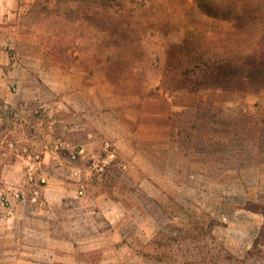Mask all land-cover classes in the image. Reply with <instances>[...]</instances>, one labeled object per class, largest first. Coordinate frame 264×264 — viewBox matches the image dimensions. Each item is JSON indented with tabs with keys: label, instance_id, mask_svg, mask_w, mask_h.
Masks as SVG:
<instances>
[{
	"label": "rangeland",
	"instance_id": "374dc122",
	"mask_svg": "<svg viewBox=\"0 0 264 264\" xmlns=\"http://www.w3.org/2000/svg\"><path fill=\"white\" fill-rule=\"evenodd\" d=\"M2 1L1 215L12 216V198L23 206L18 215L29 223L23 242L34 251L33 264H264V217L256 238L245 231L248 212L264 216V190L256 189L264 174L255 177L253 168L264 164V0H20L11 13L1 10ZM53 36L99 40V47L80 49L94 54L97 70L122 93L140 92L144 83L163 97H190L185 103L204 140L183 135L180 188L159 192L145 184L137 192L133 166L120 171L114 160L87 162L85 146L47 140L6 102L4 93L39 87L47 68L65 62L60 51L70 49L54 47ZM114 149L104 142L100 155ZM49 179L67 181V191L49 192L54 200L63 194L64 202L45 203ZM95 181L124 199L110 218L94 213L88 187ZM118 184L125 190L114 193Z\"/></svg>",
	"mask_w": 264,
	"mask_h": 264
},
{
	"label": "crops",
	"instance_id": "0c3cea01",
	"mask_svg": "<svg viewBox=\"0 0 264 264\" xmlns=\"http://www.w3.org/2000/svg\"><path fill=\"white\" fill-rule=\"evenodd\" d=\"M19 2L20 0H3L1 10L11 13V8H15ZM72 10L68 11L71 17L78 15L74 9ZM15 39H18L17 35ZM51 39H55L54 47L70 49L60 51L65 62L47 68L45 77L42 75L39 77L41 79L38 81L39 87L25 88L23 93L18 94L4 93L7 96L6 102L21 110L30 124H34L33 129L43 130L47 140H54L55 144L61 145L85 146L87 152L83 158L87 162H94L98 166V161L111 164L114 160L112 167L120 171L133 166L140 179V182L133 184L137 192L144 190L145 184L159 192L180 188L176 180L180 174L177 161H180L182 155L185 156L180 146L183 135L191 133L192 143L196 142L197 138L204 140L200 135L202 134L200 126L194 121L192 105L185 103L190 97H163L158 88L151 91L144 83L140 92L128 90L122 93L113 86L106 72L97 70L99 66L94 61V54H86L87 52L80 49L86 46V43L88 47H99L101 44L99 40L86 41L78 37L68 43L67 39L61 36H53ZM49 40L50 37L45 39ZM31 76L37 80L35 75ZM24 80L25 75L21 77L20 83H24ZM17 95L20 98L16 97ZM25 96L31 97L32 101L24 99ZM34 114L40 115L34 118ZM29 137H32L31 143L36 142V134ZM104 142L105 145L114 147L116 153H107L105 158H102L100 153ZM188 154L191 155L192 152ZM165 155L168 157V166L163 170L162 160ZM263 165L259 168L253 166L255 177L264 174ZM258 180L256 189L264 190V183ZM48 182L44 191L45 203L64 202L63 194L54 200L49 192L67 191L68 186L64 185L67 181L49 179ZM186 186L192 187L189 184ZM88 188L94 192L91 195V202L96 207L94 213L97 216L104 215L110 218V214H114L111 212L112 209L124 207L122 195L119 198L108 195L105 183L95 181ZM113 189L114 193L125 190L121 184L114 186ZM20 207L23 206L18 205L12 198V209L8 210L12 216H6L1 215L4 209L0 206V264H33L30 257L34 255V251L23 242L30 238L29 234L22 231L29 223L27 218L21 220L22 217H19ZM248 213L249 221L245 223V231L248 230L254 235L253 238H256L264 216L254 212ZM259 221L261 223H258ZM45 237L48 238L47 233ZM49 251L46 243L44 249H40L42 260L43 257H48Z\"/></svg>",
	"mask_w": 264,
	"mask_h": 264
},
{
	"label": "built area",
	"instance_id": "2783aa9c",
	"mask_svg": "<svg viewBox=\"0 0 264 264\" xmlns=\"http://www.w3.org/2000/svg\"><path fill=\"white\" fill-rule=\"evenodd\" d=\"M109 147H110V145H107V148H109ZM82 153H83V149H81V150L79 151V154H82ZM72 158H73V159L76 158L75 154H72ZM30 180H31V181L33 180V177H32V174H31V173H30ZM39 195H40V191H39L38 189H34V191H33V199H32V201H33V202H36L37 199H38V197H39ZM21 196H22L23 202H25V201H26V194H25L24 192H22V193H21Z\"/></svg>",
	"mask_w": 264,
	"mask_h": 264
},
{
	"label": "trees",
	"instance_id": "16d2710c",
	"mask_svg": "<svg viewBox=\"0 0 264 264\" xmlns=\"http://www.w3.org/2000/svg\"><path fill=\"white\" fill-rule=\"evenodd\" d=\"M92 1H94V2L102 1L103 2L102 4H107L109 0H92ZM114 1H116V0H114Z\"/></svg>",
	"mask_w": 264,
	"mask_h": 264
}]
</instances>
